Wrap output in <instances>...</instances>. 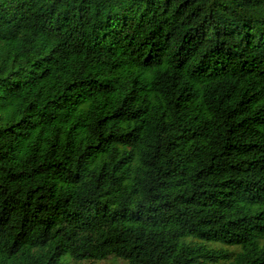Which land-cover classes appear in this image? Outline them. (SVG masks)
Here are the masks:
<instances>
[{
  "label": "trees",
  "instance_id": "obj_1",
  "mask_svg": "<svg viewBox=\"0 0 264 264\" xmlns=\"http://www.w3.org/2000/svg\"><path fill=\"white\" fill-rule=\"evenodd\" d=\"M0 264H264V0H0Z\"/></svg>",
  "mask_w": 264,
  "mask_h": 264
}]
</instances>
